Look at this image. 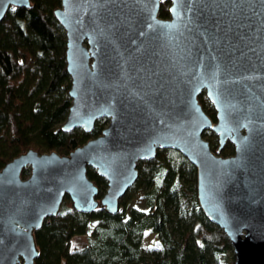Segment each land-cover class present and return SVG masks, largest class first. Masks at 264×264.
Listing matches in <instances>:
<instances>
[{"label":"water","instance_id":"water-1","mask_svg":"<svg viewBox=\"0 0 264 264\" xmlns=\"http://www.w3.org/2000/svg\"><path fill=\"white\" fill-rule=\"evenodd\" d=\"M11 6L30 4L0 0V20ZM52 13L69 77L59 129L107 123L66 154L29 148L3 164L0 264H34V231L65 195L79 213L115 214L137 163L168 148L195 168L198 207L225 234L232 264H264V0H59ZM226 141L232 154L218 155ZM87 167L105 181L99 198Z\"/></svg>","mask_w":264,"mask_h":264},{"label":"trees","instance_id":"trees-1","mask_svg":"<svg viewBox=\"0 0 264 264\" xmlns=\"http://www.w3.org/2000/svg\"><path fill=\"white\" fill-rule=\"evenodd\" d=\"M29 4L8 7L0 20V168L29 148L66 154L99 135L107 123L100 117L87 133L59 129L70 105L65 37L52 13L59 0ZM167 7L168 1L160 3L159 17L168 16ZM197 98L214 121L204 94ZM203 135L215 153L216 136L210 130ZM232 152L226 141L217 154ZM136 168L137 179L128 191L141 190L147 211L131 206L112 215L102 209L84 214L75 211L65 195L57 214L34 231L39 252L34 264H232L225 234L198 207L195 168L188 160L174 149H158ZM28 174L29 168H23L21 177ZM86 176L97 186L99 198L104 179L89 167ZM90 222L87 242L70 248L71 239L84 234ZM147 229L155 233L159 247L144 251L140 242Z\"/></svg>","mask_w":264,"mask_h":264},{"label":"rangeland","instance_id":"rangeland-1","mask_svg":"<svg viewBox=\"0 0 264 264\" xmlns=\"http://www.w3.org/2000/svg\"><path fill=\"white\" fill-rule=\"evenodd\" d=\"M203 138L205 139L206 136L203 135ZM104 189H105V185L103 187V191ZM126 195L127 196L124 199V205L119 206L120 211H126V209L131 206L137 207L138 209L143 211H147V205L144 202L142 192L140 189L129 190ZM91 225L92 224L90 222L84 234L74 236L71 239L70 248H79L87 242L88 232L90 230ZM140 246L144 251L159 247V242L157 240L155 233L151 232L149 229L145 230L140 242Z\"/></svg>","mask_w":264,"mask_h":264},{"label":"flooded vegetation","instance_id":"flooded-vegetation-1","mask_svg":"<svg viewBox=\"0 0 264 264\" xmlns=\"http://www.w3.org/2000/svg\"><path fill=\"white\" fill-rule=\"evenodd\" d=\"M211 106V105H210ZM213 110V109H212Z\"/></svg>","mask_w":264,"mask_h":264}]
</instances>
